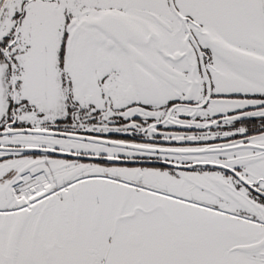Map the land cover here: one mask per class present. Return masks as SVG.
I'll return each instance as SVG.
<instances>
[{
    "label": "snow or ice",
    "instance_id": "snow-or-ice-1",
    "mask_svg": "<svg viewBox=\"0 0 264 264\" xmlns=\"http://www.w3.org/2000/svg\"><path fill=\"white\" fill-rule=\"evenodd\" d=\"M0 264H264V0H0Z\"/></svg>",
    "mask_w": 264,
    "mask_h": 264
}]
</instances>
